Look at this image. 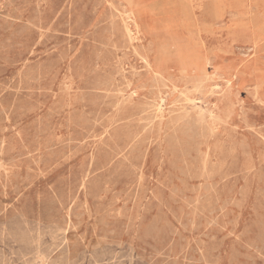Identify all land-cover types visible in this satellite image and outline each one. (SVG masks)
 <instances>
[{
	"label": "rangeland",
	"instance_id": "1",
	"mask_svg": "<svg viewBox=\"0 0 264 264\" xmlns=\"http://www.w3.org/2000/svg\"><path fill=\"white\" fill-rule=\"evenodd\" d=\"M0 168V264H264V0H0Z\"/></svg>",
	"mask_w": 264,
	"mask_h": 264
},
{
	"label": "bare ground",
	"instance_id": "2",
	"mask_svg": "<svg viewBox=\"0 0 264 264\" xmlns=\"http://www.w3.org/2000/svg\"><path fill=\"white\" fill-rule=\"evenodd\" d=\"M123 10H124V9H123ZM249 13H250V12H249ZM125 16H126V15H125ZM132 16H133V14H132ZM120 17H121V16H120ZM129 21L132 22L131 18H129ZM24 23H25V22H24ZM129 25H130V24H127V32H128V34H129V36H130V35L133 34V33H132V30L130 29ZM141 47H142V46H141ZM132 49H133V48H132ZM31 53H32V51H31ZM124 62H125V61H124ZM116 73H117V72H116ZM218 77H219V76H218ZM164 80H165V79H164ZM125 81H126V80H125ZM168 83H169V82H168ZM226 83H227V82H226ZM107 84H109V83H107ZM229 84H230V83H229ZM97 88H98V87H97ZM174 88H175V87H174ZM157 89H158V88H157ZM175 89H176V88H175ZM175 89H174V90H175ZM193 90H194V89H193ZM159 94H160V93H159ZM180 95H181V94H180ZM182 96H183V95H182ZM120 98H121V97H120ZM186 99H187V98H186ZM119 100H120V99H119ZM135 101H136V100H135ZM163 101H164V100H163ZM197 101H198V100H197ZM260 101H261V100H260ZM190 102H192V101H190ZM118 104H119V103H118ZM157 105H158V104H157ZM163 105H164V104H163ZM115 106H116V105H115ZM190 106H191V105H190ZM190 106H189V107H190ZM204 106H205V105H204ZM159 107H160V106H159ZM114 109H115V108H114ZM156 109H157V108H156ZM189 109H190V108H189ZM200 109H201V108H200ZM195 110H196V109H195ZM201 112H202V110H201ZM203 112H204V111H203ZM203 112H202V113H203ZM208 115H209V114H208ZM210 115H211V114H210ZM138 123H139V122H138ZM165 126H167V125H165ZM146 128H147V127H146ZM145 132H146V131H145ZM174 134H175V133H174ZM205 159H206V158H205ZM204 161H205V160H204ZM185 165H186V164H185ZM89 168H90V167H89ZM203 168H204V167H203ZM0 169H1V168H0ZM126 170H127V169H126ZM82 184H83V183H82ZM205 187H206V186H205ZM136 190H137V189H136ZM174 191H175V190H174ZM222 191H223V190H222ZM175 192H176V191H175ZM204 196H205V195H204ZM15 200H16V199H15ZM209 200H210V199H209ZM117 202H118V201H117ZM174 203H175V202H174ZM222 203H223V202H222ZM59 205H60V204H59ZM123 206H124V205H123ZM123 206H122V207H123ZM119 209H120V208H119ZM218 210H219V209H218ZM212 212H213V211H212ZM214 212H215V211H214ZM209 214H210V213H209ZM79 216H80V215H79ZM198 216H199V215H198ZM68 220H69V219H68ZM214 221H215V220H214ZM214 221H213V222H214ZM192 223H193V222H192ZM78 225H79V223H78ZM106 225H107V224H106ZM184 225H185V224H184ZM126 226H127V225H126ZM152 226H153V223H152ZM67 227H68V226H67ZM76 227H77V226H76ZM104 227H105V226H104ZM122 227H123V226H122ZM199 227H200V226H199ZM77 228H78V227H77ZM154 229H155V228H154ZM195 230H196V229H195ZM111 231H112V230H111ZM126 231H127V230H126ZM148 232H149V231H148ZM150 232L152 233V231H150ZM150 232H149V233H150ZM146 233H147V232H146ZM159 233H160V232H159ZM201 236H202V235H201ZM207 236H208V235H207ZM103 237H104V236H103ZM144 237H145V236H144ZM106 238H107V237H106ZM213 238H215V237H213ZM222 238H223V237H222ZM183 240H184V238H183ZM97 244H99V243H97ZM97 244H96V245H97ZM110 245H111V244H110ZM191 249H192V248H191ZM191 249H190V250H191ZM67 251H68V250H67ZM193 252H194V251H193ZM110 253H111V252H110ZM64 259H65V258H64ZM93 259H94V258H93ZM121 264H122V263H121ZM173 264H174V263H173Z\"/></svg>",
	"mask_w": 264,
	"mask_h": 264
}]
</instances>
